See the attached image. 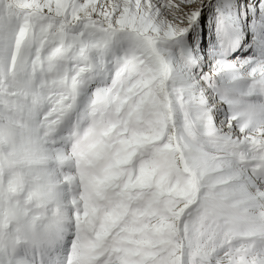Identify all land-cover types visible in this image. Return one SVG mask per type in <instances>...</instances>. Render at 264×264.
Returning <instances> with one entry per match:
<instances>
[{"label":"snow or ice","instance_id":"6c2138e0","mask_svg":"<svg viewBox=\"0 0 264 264\" xmlns=\"http://www.w3.org/2000/svg\"><path fill=\"white\" fill-rule=\"evenodd\" d=\"M0 264H264V0H0Z\"/></svg>","mask_w":264,"mask_h":264}]
</instances>
